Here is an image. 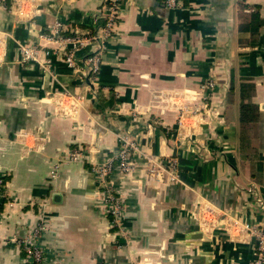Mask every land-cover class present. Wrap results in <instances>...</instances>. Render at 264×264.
<instances>
[{
  "label": "crops",
  "instance_id": "obj_1",
  "mask_svg": "<svg viewBox=\"0 0 264 264\" xmlns=\"http://www.w3.org/2000/svg\"><path fill=\"white\" fill-rule=\"evenodd\" d=\"M104 1L0 0V264H30L38 225L41 264H247L264 231V0H121L91 75ZM240 6L259 24L241 30ZM123 138L116 229L91 168Z\"/></svg>",
  "mask_w": 264,
  "mask_h": 264
},
{
  "label": "built area",
  "instance_id": "obj_2",
  "mask_svg": "<svg viewBox=\"0 0 264 264\" xmlns=\"http://www.w3.org/2000/svg\"><path fill=\"white\" fill-rule=\"evenodd\" d=\"M121 0H105L101 7V19L102 23L99 27V31L92 36V42L95 47L92 52L87 55L84 60V65L87 67L88 72L91 75H95L99 70L100 60L103 51L104 40L110 36L113 28L116 24L118 17V10ZM182 0H164V5L167 9H175L179 7ZM60 24H56L55 29L52 31V35L56 36V33L60 29ZM71 45L76 46L82 43L83 38L70 37L67 40ZM33 49L23 48L24 59H34L32 53ZM75 62L74 56L69 52L65 57V63L69 66ZM214 83L212 81L207 82V87L213 88ZM135 147L133 143L126 138L121 139L118 148L111 158H108L102 163L93 165L91 173L96 181L99 183V187L102 189L103 203L107 207L108 216H110V223L113 228L121 229V217H122V202L119 196L109 186L110 179L113 175L118 173H128L134 165L133 152ZM79 154L78 150L71 153V159H76ZM174 166V165H173ZM0 180V186H1ZM43 229L42 225H38L31 230L24 239H22L21 247L25 254L28 256L31 263L41 264L43 262V256L40 249L36 245V240L39 233ZM256 242L254 258L247 264H264V231L254 230L252 231Z\"/></svg>",
  "mask_w": 264,
  "mask_h": 264
},
{
  "label": "trees",
  "instance_id": "obj_3",
  "mask_svg": "<svg viewBox=\"0 0 264 264\" xmlns=\"http://www.w3.org/2000/svg\"><path fill=\"white\" fill-rule=\"evenodd\" d=\"M161 3L164 4V0H161ZM243 9L244 7L240 6L238 16L241 21V30L246 31L249 26H256L257 24H259V16L257 12L245 13L243 12ZM254 118H255V110L252 107V105L248 103H242V105L240 106V117H239L241 127H243L241 131V135H245L247 133V126L252 122ZM244 144L246 143L243 138V145ZM22 252H23V254L21 253L22 258L25 259L27 255L24 253L23 250ZM27 260H29V258H27ZM28 262L32 264L30 260Z\"/></svg>",
  "mask_w": 264,
  "mask_h": 264
}]
</instances>
